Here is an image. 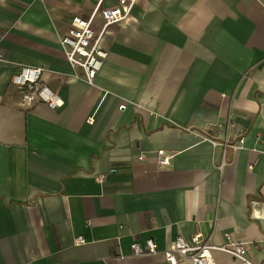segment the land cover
I'll list each match as a JSON object with an SVG mask.
<instances>
[{
	"label": "crops",
	"instance_id": "0c3cea01",
	"mask_svg": "<svg viewBox=\"0 0 264 264\" xmlns=\"http://www.w3.org/2000/svg\"><path fill=\"white\" fill-rule=\"evenodd\" d=\"M97 1L0 0V264H167L196 231L264 261V0H137L90 85L60 40ZM37 67L57 107L20 106L12 78Z\"/></svg>",
	"mask_w": 264,
	"mask_h": 264
},
{
	"label": "built area",
	"instance_id": "2783aa9c",
	"mask_svg": "<svg viewBox=\"0 0 264 264\" xmlns=\"http://www.w3.org/2000/svg\"><path fill=\"white\" fill-rule=\"evenodd\" d=\"M106 0H98L94 13L83 18L76 16L72 19L69 32L61 38L60 44L64 55L75 71L82 72V78L90 85L95 84L96 77L100 72L108 53L101 46V37L106 29L114 24L126 21L131 14L133 6L137 0H114V4H105ZM96 14L102 18V29L99 34L94 29ZM45 67L21 68L12 78V85L18 89L21 95L20 106L23 109H31L38 102L43 101L51 107H57L56 96L50 95L43 99L48 87L43 81ZM76 77L79 75L75 72ZM120 110L125 109V105H120ZM245 140L241 138L236 149L243 148ZM158 164L169 166L173 155H167L165 151H158ZM140 161L145 157L140 155ZM99 181L102 178L98 179ZM260 202L253 201L251 204V214L253 217H260L263 208ZM260 206V207H259ZM260 213V214H259ZM90 225V223H87ZM85 240L79 238L77 244H83ZM218 250L231 255L240 264H264L258 262L248 255V243L237 241L232 235H226V243L216 246L212 242V234L203 235L200 231L194 233L192 239L187 241L182 236H178L169 249L162 253L167 264H214L212 251ZM134 255L157 254V246L151 240L143 248L138 243L132 245Z\"/></svg>",
	"mask_w": 264,
	"mask_h": 264
}]
</instances>
